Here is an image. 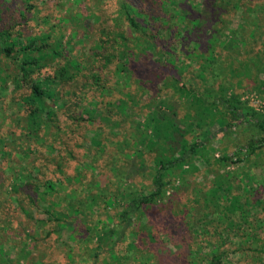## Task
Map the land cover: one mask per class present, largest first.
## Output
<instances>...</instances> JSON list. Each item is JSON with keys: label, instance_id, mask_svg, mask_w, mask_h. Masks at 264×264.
<instances>
[{"label": "trees", "instance_id": "1", "mask_svg": "<svg viewBox=\"0 0 264 264\" xmlns=\"http://www.w3.org/2000/svg\"><path fill=\"white\" fill-rule=\"evenodd\" d=\"M21 1L19 14L35 24L5 22L3 16L15 13L4 1L0 54L30 92L22 97L25 141L35 150L30 171L40 183L34 191L30 181L20 185L33 206L47 204L43 223L69 227L79 241L81 227L92 233L86 211L115 205L119 224L105 222L94 235L114 244L115 258L116 243H125L122 264H264V184L231 194L233 173L226 169L264 153V113L241 99L246 92L264 99V0H98V21L84 22V35L96 37L80 47L84 35L73 42L74 31L65 39L61 19L43 29L51 17ZM131 82L143 101L137 109L136 94L126 90ZM70 120L91 125L89 137L97 143L69 178L44 151L70 157L76 134L74 146L82 149L87 134L70 129ZM239 123L252 129L244 153L214 148L209 154L219 152L222 172L203 196L185 194L184 174L198 169L196 160L209 171L211 141ZM145 154L151 155L150 188L135 193L132 179L145 170ZM104 171L106 180L99 179ZM38 185L53 197L46 199L45 191L38 197ZM162 201L161 213L149 220L152 240L143 243L142 216ZM162 236L176 250L161 251Z\"/></svg>", "mask_w": 264, "mask_h": 264}, {"label": "rangeland", "instance_id": "2", "mask_svg": "<svg viewBox=\"0 0 264 264\" xmlns=\"http://www.w3.org/2000/svg\"><path fill=\"white\" fill-rule=\"evenodd\" d=\"M4 1L7 2L4 5H13V7L9 8V13L15 14L12 19L4 16L2 19L9 23L18 22L19 25L16 28H22V23H26L27 19H30L29 15L22 18L19 14V9L23 8L22 1L14 0L11 3L9 1L12 0H0V6ZM31 2L35 4L39 15L48 14L51 17L49 23L44 24L41 22L43 29H48L52 21L60 24L61 19L62 31L66 33L65 39L70 40V35L75 31L73 42L86 33L84 32L85 21L95 23L99 19L95 15L98 0H31ZM30 21L33 22L32 19ZM83 37L86 40L83 43H77V47L88 44L96 36L88 35L86 37L84 35ZM67 49H70V45ZM71 52L73 54L72 47ZM16 73L17 71L7 57L0 54V264H122L126 255L125 243H116L114 252L117 257L115 258L110 250L114 244L105 239L98 241L94 235L96 231H100L104 227L105 222L116 226L119 224L118 212H120V208L118 209L115 205H107L105 207V204H101L100 207L87 210L85 217L90 224L92 233H85V228L81 227V240L75 241L76 236H70L69 227L57 228L52 221L43 223V220L48 215L46 213L47 204L43 203L41 206H33L27 194L22 190L20 185L22 180L32 182L33 191L34 186L39 184L40 181L34 179L35 174L30 171L35 150L33 152L29 150L28 142L25 141L27 130L22 97L30 92L27 86L20 81V77L17 78ZM126 90L136 94L135 99L138 102L136 109L143 104L140 93L137 91V86L133 82ZM241 99H244L254 111H262L264 113V99L255 92H246ZM48 103L52 104L51 100ZM68 123L70 125L71 120ZM75 127H79L83 131L79 134H87L85 138L83 136L84 141L82 144L84 146L82 149L79 150V148L74 146L76 140L73 138L78 135L76 134L70 142V149H72L70 157L68 153L65 156L66 158L62 157L56 149L44 151L45 155L50 157L49 161H51L53 168L63 171V177L68 176L70 178V175L78 172L80 170L77 165V163H80L78 161L88 159V151L91 150L89 148L95 149L94 143H97L89 137L91 125L87 123L86 126L80 127V124L74 121L70 129ZM216 127L214 126L212 131ZM251 131L252 129L248 128L246 124L239 123L233 127L232 132L227 137L222 138L221 134H218L211 141L208 154L213 153L214 148H225L231 156H236L239 150L244 153V139L250 136ZM40 134L43 139L46 138V133L41 131ZM114 139L116 138L114 137ZM36 148L38 149V146ZM21 149L24 152H20ZM261 151L264 152V149ZM73 152L78 153L76 159L73 158L75 156L72 155ZM218 153L215 152L213 156L209 154V171L204 167V163L201 160H196L198 169L184 174V187L186 186L187 189L185 194L193 195V193L199 192V196L204 195L205 189L209 187L214 179V173L222 172L215 162L216 157L219 156ZM143 159L146 164L145 170L143 172L140 170L132 179L131 189L135 193H147L151 184V155L145 154ZM226 169L233 173L231 194L242 192L243 190L240 188L243 186L250 187L260 183L264 184V153L261 157L251 155L248 161L231 164ZM102 173L105 176H99L98 178L106 180V171ZM114 180L112 187L118 184L117 179L115 178ZM16 183L20 185L18 189L15 188ZM36 189L39 193L38 197L44 191L46 199H50L54 195L53 192L46 190L43 185H38ZM185 201H188V199H185ZM162 203L164 201L152 205L153 208L147 209V213L142 216L137 231L140 233L143 243L152 240V237L148 235L149 220L154 222L155 214L161 213L160 205ZM254 207L257 206L252 207L253 211H255ZM120 224L123 225L122 222ZM126 229L128 227L125 228L127 234ZM76 232L78 233V231ZM86 236L88 237L86 238ZM160 239L163 247L161 251L170 252L176 250L165 237L162 236ZM126 240L129 241V237ZM97 242L99 243L97 244ZM232 259L234 260L233 257H229L228 261L231 262L233 261Z\"/></svg>", "mask_w": 264, "mask_h": 264}, {"label": "built area", "instance_id": "3", "mask_svg": "<svg viewBox=\"0 0 264 264\" xmlns=\"http://www.w3.org/2000/svg\"><path fill=\"white\" fill-rule=\"evenodd\" d=\"M257 101H259V100H257Z\"/></svg>", "mask_w": 264, "mask_h": 264}]
</instances>
